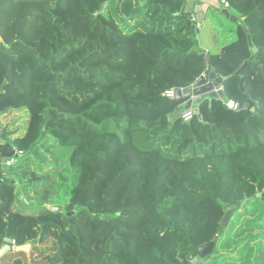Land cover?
Here are the masks:
<instances>
[{
  "label": "trees",
  "instance_id": "trees-1",
  "mask_svg": "<svg viewBox=\"0 0 264 264\" xmlns=\"http://www.w3.org/2000/svg\"><path fill=\"white\" fill-rule=\"evenodd\" d=\"M228 1L244 20L233 41L208 53L186 0H0V114L29 115L24 134H2L22 153L11 165L0 156V217L9 216L13 233L47 221L32 246L48 260L30 264H187L211 241L206 264L258 263L264 0ZM209 67L224 79L226 98L205 97L188 122L174 118L186 98L166 91L192 85ZM50 146L70 153L75 178L64 206L53 210L48 198L19 205L34 187L24 180L30 158L41 154L44 167ZM17 235L0 236V249L13 252L3 264H29L15 250L25 245Z\"/></svg>",
  "mask_w": 264,
  "mask_h": 264
},
{
  "label": "rangeland",
  "instance_id": "rangeland-1",
  "mask_svg": "<svg viewBox=\"0 0 264 264\" xmlns=\"http://www.w3.org/2000/svg\"><path fill=\"white\" fill-rule=\"evenodd\" d=\"M28 119L29 115L25 109L11 110L7 113L0 114V124L2 128L6 129L7 133H9L10 136L24 134L28 125ZM49 150L50 152L45 157V159L48 161V164L44 167H40L37 165V162L41 161L42 159L41 154L34 155L32 158H30L28 163L29 169L24 180H33L32 184L34 185V187L28 191V197L21 195V202L19 203V205H21L22 202L31 204L33 200L34 202H36V200L41 201L42 199L48 198L49 200H51V203L56 204L53 206H64V201L62 200H65L68 197L69 190L71 189L75 178L74 171L69 164L70 153L66 152L65 150L58 149L54 146H50ZM44 177L47 181L40 179ZM37 178L38 180H35ZM51 203L48 202L44 204L46 206H52ZM240 210H243V208ZM8 220L9 216L7 215H5L4 217H0V236L9 234V237H13L17 241L19 240V235L17 234L21 232V235L25 240L24 244L27 246V248L23 251L27 253L29 264L31 260L47 261L48 254L46 253L45 255H39L37 251L33 250L32 246V240L34 239V237H37L38 239L41 238L44 231V226L47 221H38L34 222L33 224H28L27 222L23 223L18 226L16 233H13L12 230L7 228L8 226L6 225V223ZM49 236L50 239H54L52 232L49 233ZM262 241V239L258 241V243L261 244V247L263 245ZM46 245L47 244L44 243L38 244V246L42 247ZM262 248L264 249V245ZM10 252L11 251H8L7 254H9ZM259 252L260 250H256L257 259H260ZM50 256L53 259L55 255L51 254ZM0 264H3L1 259ZM23 264L28 263L24 260Z\"/></svg>",
  "mask_w": 264,
  "mask_h": 264
},
{
  "label": "water",
  "instance_id": "water-1",
  "mask_svg": "<svg viewBox=\"0 0 264 264\" xmlns=\"http://www.w3.org/2000/svg\"><path fill=\"white\" fill-rule=\"evenodd\" d=\"M187 3L192 6L193 11H194L193 16L196 17V19L199 22H203L204 14L207 11H209L211 14L215 12H219L220 14L226 16L227 18L233 21H239V17L232 14L229 8H225L222 6L221 0H186V5ZM213 19L215 20L216 16H214ZM245 29L246 31H249L248 27H245ZM253 50L257 51V48L253 47ZM223 84H224V79L221 77H218L214 68L209 67L207 71L199 79H197L192 85L185 87V88H177L175 90L176 98L178 99L186 98V101L183 107L185 109L189 107H193L194 113L198 114L199 109L197 105L205 97L219 96L223 100L226 98V92L224 88H219ZM240 87L243 91H246L244 77H242L240 80ZM252 99L253 98L250 97V101ZM250 101L246 102L244 104V107H249L251 104ZM252 110H254V108H252ZM173 117L174 118L180 117V110L178 108L174 110ZM200 119H202L201 116H200ZM0 144L3 145L2 151L0 153V156L2 158H11L13 156L15 157L17 156L15 146H13L10 142H8L7 139H5L4 137H1ZM259 196H261V193H259ZM247 203H248V199L243 200L241 207L246 206ZM51 208L53 210L61 209V207H58V206L56 207L53 206ZM236 209H237L236 205H231L227 207L226 212L221 221L222 227L226 228L230 220V216ZM214 245L215 243L212 241L210 243H207L199 247V253L191 261V264H200L202 257L206 256L211 251H213ZM26 248H27L26 245L18 246L16 247V251L25 250ZM11 250H12L11 245L5 244L0 249V257L4 256L5 254H7L8 251H11ZM261 264H264L262 260H261Z\"/></svg>",
  "mask_w": 264,
  "mask_h": 264
},
{
  "label": "crops",
  "instance_id": "crops-1",
  "mask_svg": "<svg viewBox=\"0 0 264 264\" xmlns=\"http://www.w3.org/2000/svg\"><path fill=\"white\" fill-rule=\"evenodd\" d=\"M186 8L192 14L194 13L192 6L188 3ZM214 16H216V20L213 19ZM242 20L244 18L239 17V21H233L219 12L213 14L209 11L205 12L203 22H199L197 19L194 21L198 27L199 46L209 53L219 52L222 45L235 39L234 29ZM239 72L242 73V69Z\"/></svg>",
  "mask_w": 264,
  "mask_h": 264
},
{
  "label": "built area",
  "instance_id": "built-area-1",
  "mask_svg": "<svg viewBox=\"0 0 264 264\" xmlns=\"http://www.w3.org/2000/svg\"><path fill=\"white\" fill-rule=\"evenodd\" d=\"M222 6L226 7V8H231L230 2L228 0H221ZM196 17H193V21H195ZM219 88H224L223 85L220 86ZM218 90V89H217ZM166 95L167 97L174 99L176 97V92L174 89H170L166 91ZM225 105L226 107H228L231 110H238L240 107V104L238 102H236L235 100H226L225 101ZM180 116L182 117V119L186 122L190 121L193 117H194V109L193 107H189L186 109H183L182 112L180 113ZM5 132V129L2 128L1 124H0V138L2 137V134ZM16 148V147H15ZM22 152L19 151L16 148V154L19 155ZM14 157L11 158H5L6 159V164L7 165H11L14 161Z\"/></svg>",
  "mask_w": 264,
  "mask_h": 264
},
{
  "label": "flooded vegetation",
  "instance_id": "flooded-vegetation-1",
  "mask_svg": "<svg viewBox=\"0 0 264 264\" xmlns=\"http://www.w3.org/2000/svg\"><path fill=\"white\" fill-rule=\"evenodd\" d=\"M220 236V234H217V238ZM259 241V240H258ZM258 241H256V242H253L252 243V245H254L255 246V249L256 250H260V252H263L264 253V250H261V248L263 247V245H262V247H261V244H259L258 243ZM212 242V241H211ZM214 242V241H213ZM210 243V242H209ZM215 243V245H214V248H213V251H211L209 254H207L206 256H203L202 257V260L200 261V264H206V263H208V262H210V260H211V258L213 257V255H214V253L216 252V242H214ZM201 247V246H200ZM199 253V252H198ZM197 253V254H198ZM196 254V255H197ZM195 255V256H196ZM194 256V257H195ZM194 257H192V258H190L189 259V262L187 263V264H191V261L194 259ZM261 260L263 261V263H264V255L263 256H260V259H259V261H258V264H261Z\"/></svg>",
  "mask_w": 264,
  "mask_h": 264
},
{
  "label": "clouds",
  "instance_id": "clouds-1",
  "mask_svg": "<svg viewBox=\"0 0 264 264\" xmlns=\"http://www.w3.org/2000/svg\"><path fill=\"white\" fill-rule=\"evenodd\" d=\"M194 17V16H193Z\"/></svg>",
  "mask_w": 264,
  "mask_h": 264
}]
</instances>
